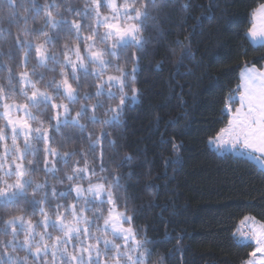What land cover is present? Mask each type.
Wrapping results in <instances>:
<instances>
[{
  "label": "snow or ice",
  "instance_id": "snow-or-ice-1",
  "mask_svg": "<svg viewBox=\"0 0 264 264\" xmlns=\"http://www.w3.org/2000/svg\"><path fill=\"white\" fill-rule=\"evenodd\" d=\"M191 7L188 3L182 10ZM216 7L211 0L207 14L192 27L188 45L176 41L184 51L173 77L184 60H195L191 39L204 21L216 18ZM157 8V0H47L43 5L28 0L27 6L25 0H0V40L17 29L0 57L19 61L13 51L22 52L25 68L34 60L31 71L18 77L0 63L8 85H0V212L5 213L0 216V236L5 237L0 240V264H168L174 254L183 256V236L178 235L175 248L154 258L158 241L148 238L146 227L137 226L136 208L129 214V203L137 198L129 194V182L136 179L139 188V179L131 168L126 174L121 169L134 156H120L118 140L108 139L113 135L108 129L122 128L126 112L142 102L138 74L148 55L147 22L158 19L153 14ZM41 12L43 25L29 29V20ZM249 25L245 38L254 48L264 47V0L250 9ZM131 48L135 52L126 55ZM161 67L162 62L155 64L156 71ZM238 80L221 109L223 126L207 143L221 152L246 155L264 169V69L244 64ZM180 105H185L182 97ZM161 122L155 116L156 127ZM163 123L167 128L176 121ZM57 134L62 137L59 145ZM161 143H170L173 152L183 147L163 134ZM177 162L164 160L165 173ZM144 175L151 177V172ZM159 188L149 180L140 190L155 196ZM254 221L243 217L240 226L253 223L246 232L237 227L239 239L234 233L236 246L252 248L241 264H264V222ZM170 239L165 231L164 240Z\"/></svg>",
  "mask_w": 264,
  "mask_h": 264
},
{
  "label": "trees",
  "instance_id": "trees-1",
  "mask_svg": "<svg viewBox=\"0 0 264 264\" xmlns=\"http://www.w3.org/2000/svg\"><path fill=\"white\" fill-rule=\"evenodd\" d=\"M27 2L25 0L26 6ZM46 2L37 0L39 5ZM75 2L77 0H73ZM259 2L261 0H215L218 6L214 9L216 18L204 21L191 39L195 60H184L173 77L184 51L176 41L188 45L192 27L197 19L207 14L211 0H165L162 5L157 0L158 8L153 14L158 19L147 22L148 55L141 60L138 74L137 86L144 91L142 102L126 112V124L122 128L108 129L113 133L108 139L118 140L120 156L126 153L134 156L132 164L121 169L126 174L131 168L139 179V188L136 179L129 182L132 185L129 194L137 197L129 203V214L136 208L137 226L146 227L148 238L158 241L153 246L154 258L166 255L177 246L176 237L183 236L180 242L183 256L174 254L168 264H241V259L247 258L252 248L234 243V233L239 239L236 229L240 220L248 216L254 217L256 222H264V171L244 157L220 155L207 143L223 126L219 122L221 109L229 92L239 83L241 67L249 64L262 69L264 66V47L254 48L245 38L250 26V9ZM188 3L192 7L185 12L182 5ZM44 19L41 12L29 20L27 27L40 28ZM4 26L7 27L6 22ZM16 32L13 28L12 37L0 40V52H8ZM133 52L134 48L128 49L126 55ZM13 56L20 60L3 56L0 63L12 67L17 77L21 71H31L34 60L25 68L23 53L14 50ZM158 62H162L160 71L155 70ZM6 77V71L0 73V85L7 88ZM181 97L185 101L183 108ZM157 115L162 120L159 127L154 124ZM170 119L176 123L166 128L163 121ZM3 123L0 121V126ZM99 128L97 125L94 130L98 132ZM89 130H93V126H89ZM62 132L71 134L72 129H62ZM161 134L165 140L174 137L183 147L179 152H173L170 143H161ZM61 142L62 137L57 134V145ZM99 150L98 145L97 155ZM107 154L109 157L114 155L110 149ZM164 160L178 162L165 173ZM149 171L151 177L145 176ZM38 178L43 180L42 175ZM149 180L160 186L158 195L140 190ZM60 202L64 203V200ZM141 207L143 211H140ZM0 216L5 213L0 212ZM39 218L37 214L36 219ZM165 231L172 239L164 240ZM3 239L5 237L0 236V240Z\"/></svg>",
  "mask_w": 264,
  "mask_h": 264
},
{
  "label": "rangeland",
  "instance_id": "rangeland-1",
  "mask_svg": "<svg viewBox=\"0 0 264 264\" xmlns=\"http://www.w3.org/2000/svg\"><path fill=\"white\" fill-rule=\"evenodd\" d=\"M15 115H16V113H15V111L13 110V116L15 117ZM213 150H215L217 153H219L220 155H223V154H232V155H234V156H236V157H244V158H246L247 160H249L250 162H252L253 164H255L260 170H262V171H264V169H261V167H260V165H259V163L257 162V161H255V160H250V159H248V157L245 155V156H237L233 151H224V152H221L220 150H218V149H216L214 146H211V145H209ZM254 222H256V221H254ZM251 223H253V222H249V224L247 225V226H240L241 227V230H243V231H247V227H250L251 226ZM238 237H239V232H238ZM259 255V254H258Z\"/></svg>",
  "mask_w": 264,
  "mask_h": 264
},
{
  "label": "crops",
  "instance_id": "crops-1",
  "mask_svg": "<svg viewBox=\"0 0 264 264\" xmlns=\"http://www.w3.org/2000/svg\"><path fill=\"white\" fill-rule=\"evenodd\" d=\"M262 69H264V66H263V68Z\"/></svg>",
  "mask_w": 264,
  "mask_h": 264
}]
</instances>
